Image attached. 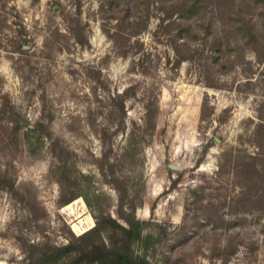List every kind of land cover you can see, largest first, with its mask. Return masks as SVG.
Listing matches in <instances>:
<instances>
[{"label": "rangeland", "instance_id": "rangeland-1", "mask_svg": "<svg viewBox=\"0 0 264 264\" xmlns=\"http://www.w3.org/2000/svg\"><path fill=\"white\" fill-rule=\"evenodd\" d=\"M131 218L139 264H264V0H0V264Z\"/></svg>", "mask_w": 264, "mask_h": 264}, {"label": "trees", "instance_id": "trees-1", "mask_svg": "<svg viewBox=\"0 0 264 264\" xmlns=\"http://www.w3.org/2000/svg\"><path fill=\"white\" fill-rule=\"evenodd\" d=\"M54 170L56 178L60 185H65L66 175L68 174V162L66 158L61 157L60 154H57V164H54ZM74 197V194L71 196V199ZM68 199L62 200V202H67ZM113 221V220H112ZM144 222L139 219H129L127 220V226L123 228L124 236L126 237V243L123 246H116L114 248H107L105 245L99 246L92 244L89 249L82 250L83 256L80 258L77 256L76 260L82 262L83 258L85 263L87 264H139L138 259L140 258L137 254L134 253L131 249L130 239H142V230H143ZM97 224H95L92 228L87 230V233H83L80 237H86L94 232H96ZM56 250V256L59 254H71L74 250L72 245H66L61 248H54ZM71 252V253H70ZM62 254V255H63ZM60 256V255H59Z\"/></svg>", "mask_w": 264, "mask_h": 264}]
</instances>
